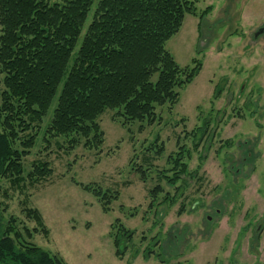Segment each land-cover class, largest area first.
<instances>
[{"label": "rangeland", "instance_id": "obj_1", "mask_svg": "<svg viewBox=\"0 0 264 264\" xmlns=\"http://www.w3.org/2000/svg\"><path fill=\"white\" fill-rule=\"evenodd\" d=\"M192 1L196 16H185L165 48L181 68L193 59L202 68L174 107L157 108L161 119L141 132L140 123L123 128L107 110L97 121L102 145L86 150L82 141L68 150L76 136L46 134L55 99L33 129L35 146L23 162L26 173L35 161L47 162L51 174L33 185L27 180L22 191L0 181L1 224L13 216L19 230L37 228L22 212L36 209L47 234H33L29 242L65 264H264V34L254 36L264 27V0ZM90 21L91 14L79 43ZM199 127L205 131L200 142L199 132L190 135ZM157 136L160 156L149 150ZM178 145L193 176L171 187L160 171ZM138 166L148 169L145 182L133 170ZM87 185L119 197L105 212ZM157 185L162 192L151 198ZM165 194L173 203H162ZM116 221L135 234L121 257L111 237ZM146 249L165 261L155 254L145 260Z\"/></svg>", "mask_w": 264, "mask_h": 264}, {"label": "trees", "instance_id": "obj_2", "mask_svg": "<svg viewBox=\"0 0 264 264\" xmlns=\"http://www.w3.org/2000/svg\"><path fill=\"white\" fill-rule=\"evenodd\" d=\"M196 14L192 0H0V181L22 191L27 180L33 185L51 174L47 162L35 161L27 173L23 162L35 146L33 129L40 127L55 99L46 134L50 138L76 136L68 150L82 141L86 150L102 145L97 121L107 110L123 128L140 123V132L160 120L156 109L174 107L179 91L202 68L196 59L191 67L181 68L165 48L185 16ZM203 128L190 135L195 138L199 132L200 142ZM43 142L49 144V138ZM153 142L149 150L162 155L164 146L158 144V136ZM183 146L167 156L168 167L160 171L171 187L183 176H193L183 162ZM133 170L146 181L148 169L138 166ZM82 187L105 212L119 197L111 189ZM161 192L157 185L149 196L156 199ZM166 202L173 203L168 194L162 201ZM22 212L37 228L22 226L19 230L13 216L4 225L0 223V264H65L29 242L33 234L46 235L47 231L36 209L25 206ZM115 224L119 225L117 235L111 237L121 257L135 234L118 221ZM159 244L153 240L154 248ZM154 254V249H146L143 258ZM155 257L160 263L165 261L160 253Z\"/></svg>", "mask_w": 264, "mask_h": 264}, {"label": "flooded vegetation", "instance_id": "obj_3", "mask_svg": "<svg viewBox=\"0 0 264 264\" xmlns=\"http://www.w3.org/2000/svg\"><path fill=\"white\" fill-rule=\"evenodd\" d=\"M263 34H264V32H263ZM256 37H257V36H256ZM216 213H219V210H216ZM206 219H207V220H210L211 218H210L209 216H207ZM260 229H261V226H259V227L257 228L258 231H260Z\"/></svg>", "mask_w": 264, "mask_h": 264}, {"label": "water", "instance_id": "obj_4", "mask_svg": "<svg viewBox=\"0 0 264 264\" xmlns=\"http://www.w3.org/2000/svg\"><path fill=\"white\" fill-rule=\"evenodd\" d=\"M264 32V28L260 29L256 34H255V37L258 36L259 34L263 33Z\"/></svg>", "mask_w": 264, "mask_h": 264}]
</instances>
